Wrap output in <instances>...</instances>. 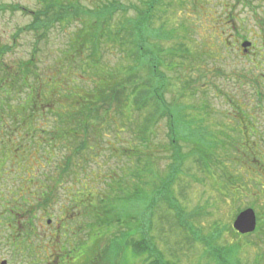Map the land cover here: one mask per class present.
<instances>
[{
	"label": "rangeland",
	"instance_id": "obj_1",
	"mask_svg": "<svg viewBox=\"0 0 264 264\" xmlns=\"http://www.w3.org/2000/svg\"><path fill=\"white\" fill-rule=\"evenodd\" d=\"M39 1L49 0H4L12 6L0 9V46L8 47L3 54L0 53L2 96L10 95V87L17 79L13 73L30 58L34 47L32 42L37 46L34 52L36 71L48 77L39 82L42 89H38L36 106L48 98V93L51 101L54 100L53 111L70 110L74 97L82 102L94 85L111 83L112 80L107 83L108 80L103 79L104 75L111 77L112 73L118 72L121 73L119 80L128 81L121 76L134 66V60H128L123 53L126 49L118 48L114 40L105 39L101 29L107 28L103 27L102 17L97 14L102 5L111 0H54L66 4L62 12L66 17L61 24L53 25L48 38L34 41L28 35L29 28L47 18L41 15L38 20L36 14H31L39 10L42 5ZM114 1L117 9L112 22H123L127 18L135 20L145 9L140 0ZM231 1L159 0L153 4L149 27L161 28L160 25L164 24L165 30L172 34L170 38L158 41L151 37L147 39L150 47L159 46L163 50L158 68L164 71L167 86L163 92L156 93L163 98H159L160 103L164 100L172 108L177 116L176 132L180 133L178 125L183 127L185 137H177L170 146L168 135L171 131L167 117L158 118L156 125L150 127L145 121L149 109L142 112L132 109L134 90L130 91L121 109L122 116L107 115V120L103 121V110L98 108L99 122L95 124L96 119L88 121L100 124L102 130V137L100 133L95 138L89 136L94 153H84L83 161L76 156L68 160L73 165L67 167L64 174L61 169L65 164L55 169L56 176L61 174V178L53 190L49 209L53 208L48 210L51 217L45 219L55 222L59 214L58 205L65 204L68 192L78 202L82 198L87 205L86 227L75 238L72 237V243H67L68 248L56 246L58 253L52 251V257L57 256L60 264H148L153 259L148 258L149 251L137 254L129 246L130 240L137 241L142 236H147L146 246L155 247L159 260L167 264H214L205 254L208 240L217 249L232 247V253L236 251L233 255L219 252L222 257L229 256V264H264V178L263 174L257 175L251 170L250 167L255 165L236 157L243 150L236 147L237 151H234V145H239L242 138L231 130L232 120L228 116L233 113L231 106L239 105L238 102L244 104L248 95L252 98L254 85L259 83L264 87V55H259L264 49V0H246L243 5H234ZM230 4L234 6L231 9L228 8ZM206 10H209L208 17ZM221 11L229 13V17L225 21L226 26L220 25L221 29H218L214 15ZM81 28L83 37L84 32L88 37L92 33L98 37L93 38L99 41L95 49L90 45L97 54L98 63H85L86 50L80 64L84 68L87 64L90 67L78 72L77 87H73L74 81L69 79L70 60L64 59L62 49L74 45L77 31ZM242 39L252 43L248 55L241 51ZM88 45L84 43V48L87 49ZM61 56L60 71L65 70L67 75L60 79L55 75L49 77ZM89 72L93 74L90 76ZM113 79L118 84L117 77ZM16 88L12 90L13 99L10 101L13 106L0 108L1 123L4 124L1 133L6 134L0 140V160H7L2 166L3 191L13 192L15 196L20 193L31 203L36 200L31 198L36 192L34 146L38 143L36 131L39 130L37 126L36 129L30 126L29 115L18 105L21 102L17 95L20 90ZM25 93L20 97L24 98ZM148 99L156 103L155 95ZM246 102L245 105L248 104ZM110 112L115 113V109ZM12 114L17 122L11 124L12 119L7 118ZM36 122L40 128H46L53 123L55 126L56 119H37ZM69 122L74 125L72 120ZM9 127H16L14 134ZM42 137L41 134L39 139ZM17 138L24 140L21 151L25 158L22 160L19 159L20 151L14 149L19 144ZM54 144L55 160H60L67 151L61 148L62 145ZM78 162L83 166L81 170L76 168ZM177 164L179 168L173 170ZM170 172L173 176L169 178ZM174 206L186 215L183 221H179ZM246 208L254 211L256 227L254 232L242 236L233 229L232 223ZM93 213L100 218L98 225H95ZM26 218L24 216L21 220ZM45 219L42 220L39 213L33 215L35 231L30 237L31 245H40L32 252L39 255V259L42 256V260L49 252L43 246V231L47 230ZM90 223L94 224L88 227ZM213 229L221 236L211 241ZM7 234L9 245L2 257L5 256L10 264H36L25 252L21 256L16 251L10 232ZM22 237L20 232L17 243L22 241ZM80 238L82 242L78 243Z\"/></svg>",
	"mask_w": 264,
	"mask_h": 264
},
{
	"label": "trees",
	"instance_id": "obj_2",
	"mask_svg": "<svg viewBox=\"0 0 264 264\" xmlns=\"http://www.w3.org/2000/svg\"><path fill=\"white\" fill-rule=\"evenodd\" d=\"M140 1L144 4L145 9L144 11H142L143 13L139 12V15L137 16L135 20L127 18L123 22L121 21L112 22L113 20L112 16L117 9V7H115L117 3L114 0H111L110 2L109 1L105 2V4L102 5L101 10L97 13V14H100V17H102L101 20L103 22V27L107 28V29H103V28L101 29L102 33L104 34L105 39L107 40L111 38V40H114L115 43L118 44L117 45L119 46L118 48L126 49V52H123V53L127 57V59L130 61L134 60V63H133L134 66L131 67L129 70H127L125 75L121 76V77L128 78V81L122 80L123 81L122 82L121 80H119L118 78H120L119 75L121 73H118V72L117 74L112 73L111 77H109L108 75L107 76L104 75L103 79H107L108 80L107 83L109 82V80H112L110 84L102 85V86L94 85L95 87L92 88L91 93L86 92L87 96L82 102L76 99L78 97H74V100L70 102V105H71V107H69L70 110L53 111L52 107H55V106L52 105V103L54 102V100L51 101V96L48 93H47L48 98H45L43 102L41 100L42 104L40 106L35 105V100L36 99L39 100L37 96L39 95V91L42 89V87L39 86V82L41 81L42 78H48V77L47 76L44 77L40 73H38L34 66L35 62L31 63L28 59L25 62H22L19 65L18 69H16L15 73H13L15 74L17 79L15 83H13L10 87L11 88L10 95L8 94L4 97V95L2 96L0 94L2 96V99L0 101L1 110H2V107L6 108L9 106H13L12 102H10L13 99L12 95L14 92L12 90L17 87L19 88L18 90H20V92L18 91L17 95L19 96V99L21 101L18 105L20 106L21 109H23L22 112L27 113L28 115H31L34 113L35 117L37 113H41V112H55L57 114L58 113L62 114L61 117L56 118L55 127L58 129L55 130L54 133H52L54 137H51V138H54V142L58 143L59 145H62L61 148L66 149L67 152L65 153L63 158L60 159L63 162L68 161V160L71 161V159H74L73 158L74 156L79 157V159H82L83 161L84 153H87V154L94 153L92 152V150L94 149L92 148L93 146L90 143L89 136H92L95 138L97 133H100V136L102 135V130H100V124L95 125L97 122H99V118L97 116L99 112L98 108L100 107V109L103 110V113H104L103 121L107 120L106 119L107 115L118 116L119 114L120 116H122L123 111H121V109L123 105L127 102L131 90L135 91L134 96L131 100L134 106L132 107V109H136L138 112L140 111L142 112V111L149 109L148 111L149 114H148V117L145 119V121L147 122L148 125H150V127L151 126L154 127L156 125V123L158 122V118L161 119V118L167 117L169 121L170 131H171L170 135H168V137L171 138L169 142L170 146H172V142L177 141V137L179 138L185 137V135L182 134L184 132L183 127L178 125V128L179 127L181 128L180 133L176 132L175 121H176L177 116H175V114L172 112V108L171 107L169 108V105L166 104L164 100H162L161 103L159 102V98L160 99H163V98L161 94H157L156 92H161V91L163 92L165 90V87L167 86L164 71L163 70L160 71L159 70L160 68H158L159 67L158 62L163 57V50H160L159 46L152 45L150 47L148 44V40H147L148 37H151L155 39L156 41L162 38L167 39V38H170L172 34L169 32V30H165L164 24L160 25L162 26L161 28H150L149 27V23L151 20V12H152V9L154 8L153 4L158 3L159 0H140ZM45 4L47 5H44L43 10L38 12L35 15V18L39 20V17H41V15L47 16V18L43 21H40L39 23L33 24L31 27L36 30L38 29V31L40 30L43 31L42 27L44 26L43 28H46V30L44 29V32L46 33L45 38H48V33L50 32V30H48L49 26L50 25L52 26L53 24L59 25L65 19L66 14L62 12L66 4L58 3V2H55L54 0H49L45 2ZM51 12H53V14H51ZM50 16L52 17L50 18ZM111 24L113 25L112 28H111ZM77 36L78 37H76V41L74 45H72L71 47L69 46L68 48L62 49V55H65L63 56L64 59L70 60L71 68L69 71V75H70L69 79L74 81V83H72L73 87H77L78 78H79L78 72L89 69L90 67L89 64H87V66H85L86 68L85 69L83 65L80 64L81 57L83 55H86L85 53L87 51H88V54L86 55L85 63H94V64L98 63L97 54L95 53V51L91 50L90 48V45L92 44L93 49H95L94 47L96 43L99 41H95L93 40V38L97 36L92 33L91 36L88 37V35L85 34L84 32V37H83L82 28L80 30L78 29ZM263 38L264 37H262V39ZM101 41H104V40H101ZM84 43L89 44L88 45L89 47H87V49L84 48ZM35 54L36 53H34V55ZM156 56H158L159 59L158 58L155 59ZM63 57L61 56L60 62H57V66L53 69L51 74L48 75L49 77L51 75H55L57 79H60L62 75L63 76L67 75L66 71L65 70L60 71L61 67H59V65L63 61ZM161 63L162 61H160V64ZM2 71L4 72L6 70L3 69ZM79 74H83V73H79ZM88 74L91 76V74L93 73L89 72ZM113 77L114 78L117 77V79L120 82L117 81L118 84L116 83V81L113 82L114 80ZM115 87H117V90L115 89ZM23 93H25L24 98L20 97V95ZM152 94L156 96V103L149 102L148 97L151 96ZM25 99H27V101L23 102L25 101ZM79 99H81V97ZM74 105H76V107H72ZM112 108L115 109V113L111 114L110 110ZM87 113L90 115L85 116L87 115ZM7 119H12L11 124L14 122H17V118L13 117V114L11 115L10 118H7ZM90 119H96L97 121L95 122V124H90L88 122ZM1 120H2V116L0 117V140L3 139L4 135H6L5 133L3 134L1 133L3 131L1 127H3L4 125L3 123H1ZM27 120H29V122L31 121L32 123L33 122L32 116L27 117ZM70 120L74 122V125H70V122H69ZM104 123L106 124V122ZM30 126H33L36 129V125L34 126L33 123L30 124ZM9 129L13 132V133L12 132L10 133L14 134L16 127L12 129L11 127H9ZM62 132L65 134H63ZM36 134L38 135L39 133L36 131ZM198 134L202 135L201 132H199ZM196 135L197 134H195V137ZM33 139L36 140L34 136H33ZM17 141L19 142V144L15 145L14 147L13 146L14 144L12 142V146L18 152L20 151V156H19L20 158L15 157V154H14V157L22 160L25 158V157L23 158L24 153L21 151V146H23L24 140L17 138ZM61 142L63 144H61ZM71 145H74L75 147L70 150L69 148L71 147ZM86 145H88V147H86ZM72 165L73 164H71L70 167H72ZM81 165L82 164L78 162L77 166L76 165L75 166L76 168L81 170V168L83 167V166L81 167ZM179 166L180 165L177 164L176 167H173V170L179 168ZM66 169L67 167H65L64 165L61 169V173L64 174ZM57 176H60L61 178V174H58ZM172 176H173V173L170 172L168 177L170 178ZM59 180L58 179L55 180V183H52V184L56 186ZM32 199H33V196L31 200ZM23 200H24V209H25L24 216L27 218L24 221L25 227H24L23 232H21V234L23 236L22 244H25L26 246L21 248L20 251H21V254L25 252V254H28L32 258V260L35 261L38 255H34V252L32 251L33 249H35L37 245L36 244L31 245L32 242L30 243V240H31L30 237L32 236L31 234H34L33 232L35 230V227H32V225H30V221H32L34 213L31 210L32 207L30 203L26 202L27 196L23 197ZM100 201H102V199ZM173 209L176 211V216H178L179 221L181 220L183 221L184 218H186V215H183V213L180 212V210L177 209V207L174 206ZM179 213L181 215H179ZM93 214L96 216L95 225H98L100 218L98 214L96 213H93ZM93 224L94 223H90L88 227L93 226ZM213 231L214 232L212 234V237L210 238L211 241L219 239L221 236L219 231H217L216 229H213ZM9 232H10L11 238H15V240L18 239L16 232H13L11 230ZM71 239L73 238L68 239L70 244L72 243ZM147 241H148L147 236H142L140 240H137V241H135L134 239L130 240L129 246H131L133 251L136 252L137 254L148 253V252H144L145 250L149 251L150 254L148 258L152 257L153 259L148 264H167L159 260V254H157L155 247L148 248L146 246ZM77 242L78 243L82 242V239L80 238L79 241L77 240ZM56 246H58L59 248L60 247H64L65 249L68 248V244L66 243L64 245L62 240L58 241V238L56 240ZM205 247L206 249H208L205 252V254H207L210 257L209 259H212L214 264H229L227 261L229 256L222 257L219 254V252L222 251L225 255L227 254L230 255V253H232V247H229L230 249L228 248L217 249L216 247H214V245L211 244L209 240L206 242ZM55 251L58 253V250H55ZM235 252L236 251H234L232 255L235 254Z\"/></svg>",
	"mask_w": 264,
	"mask_h": 264
},
{
	"label": "flooded vegetation",
	"instance_id": "obj_3",
	"mask_svg": "<svg viewBox=\"0 0 264 264\" xmlns=\"http://www.w3.org/2000/svg\"><path fill=\"white\" fill-rule=\"evenodd\" d=\"M39 2L42 3L41 1ZM227 2H230V0L229 1L227 0ZM231 2L234 5L237 4L243 5V3L246 2V0H232ZM44 5L47 4H45V2L42 3L39 10L36 12L32 11L31 14L34 16V14H37L38 12L42 11ZM11 6L12 5L10 4H6L4 0L0 1V9ZM232 6L230 4L228 8L231 9ZM208 13L209 10L207 11L206 14L207 17H208ZM214 16L216 18V26L218 27V29H221L220 25L226 26L225 21H227L229 17V13H225L221 11L219 14H216ZM51 17L52 16H50V18ZM53 25H57V24H53ZM53 25L50 26L53 27ZM50 26L48 30H51ZM43 27H42L43 31H38V29L36 30L33 29L32 27L31 29L29 28L28 35H30V37H32L34 41L45 39L46 33L44 32V29L46 30V28ZM13 40H15V38H13ZM244 41L246 40H243L242 42ZM241 43H240V47H241ZM33 45L34 47L32 48V52L29 58V61L31 63L35 61L34 52L37 51V46L34 44V42H32V46ZM251 47H252V43H250V46L246 49V53L243 52L244 49L242 47H241V51L245 55H248L251 51ZM7 49L8 47L6 46H0V51H1L0 53L3 54L4 51ZM260 52L261 53L259 55L264 54V49H261ZM260 65L263 66V64ZM252 94H253L252 98L250 95L246 96L247 102L246 101L245 102L248 103L247 105H245V102L244 104L238 102L239 105L236 104L237 106L234 107L231 106L233 108V113L232 116H230V114L228 116L232 120L231 130H233L236 135H239L242 138L239 141V145H234V151H237L236 147H238L239 150H243L242 154L236 157H239L238 159L247 160L250 163H252V165H255L250 167L251 170L253 172H256L257 175L263 174V178H264V171L263 170L261 171V169H264V87L260 86L259 83L254 85ZM29 116H32L33 119L32 123L34 126L36 125L38 127L39 134L37 138L38 143L34 146L36 159L34 161L35 175H33V178L35 179L36 182V192L35 195H33V199L36 200L35 201L33 200L31 203L29 201L26 202L30 203L32 207L31 210L33 211L34 215L39 213L41 219L43 220L47 216L51 217V215H49L48 213V210L52 211L53 208L52 206L49 209V207L52 205V199L54 196L53 190L55 188L54 184L52 183H55V180L60 179V176H56L55 169L62 166L63 164H65V167H70L71 164L68 161L63 162L61 160H55L54 138H51L54 137L52 135V133H54L55 131L54 123L51 126H47L46 128H40L36 122L37 119L41 120V119L51 118V120H55L56 118L61 117L62 114L61 113L57 114L55 112H41V113H37L36 117L34 114H31ZM231 117H233V119ZM41 134L43 137L42 139H39ZM42 143L45 144L42 145ZM37 150L38 152H36ZM3 163H5V161L1 159L0 160V264L2 262H5V264H7L8 261L5 258V256L2 257L3 253L6 252L9 245L7 232L11 230L13 232H16L17 236H19V233L24 230L25 222L24 219L23 220L21 219L24 218L25 209H24L23 196L20 195V193H16L15 196L13 192L7 193L3 191L4 190L3 189L4 178L2 174ZM8 196H12V197H8ZM66 197H67V201L65 202V204L60 203L58 205L59 214L55 222H52L51 219L49 218L44 220L47 230L43 231L44 232L43 238L45 240L43 246H46L49 252L47 255L44 256L43 260H42V256L41 259H39L40 256L38 255V257L35 259L36 264H52V263L60 264L56 256L52 257V251L56 250L55 248H56L57 238L58 241L62 240L64 245L66 243L70 244L68 239L72 237L75 238L78 235L77 233L81 232L86 227L84 218H85V212L87 210V205L84 204L82 198H80L81 201L79 202L76 201V198L73 197L71 192L66 193ZM8 208H10V210H8ZM78 218L79 220L77 222ZM30 225L34 227L32 221H30ZM12 239H13L12 242L13 247L16 248V251L19 254H21L20 251L21 248L25 247L26 245L22 244L23 241L17 243L18 241L15 240V238ZM36 245L37 246L35 248H40V245H38V243ZM21 256H24V253H22Z\"/></svg>",
	"mask_w": 264,
	"mask_h": 264
},
{
	"label": "water",
	"instance_id": "obj_4",
	"mask_svg": "<svg viewBox=\"0 0 264 264\" xmlns=\"http://www.w3.org/2000/svg\"><path fill=\"white\" fill-rule=\"evenodd\" d=\"M249 46V41H244L241 43L244 53H246V49ZM232 227L241 235L254 232L256 227V217L254 211L251 208H246L239 212L232 223ZM1 264H5V262H2Z\"/></svg>",
	"mask_w": 264,
	"mask_h": 264
}]
</instances>
